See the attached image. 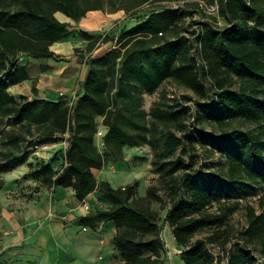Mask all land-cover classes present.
<instances>
[{
	"label": "trees",
	"instance_id": "1",
	"mask_svg": "<svg viewBox=\"0 0 264 264\" xmlns=\"http://www.w3.org/2000/svg\"><path fill=\"white\" fill-rule=\"evenodd\" d=\"M132 1L135 6L145 0ZM102 2L0 0V69L6 66V72L0 78V110L8 112L15 122L26 120L30 124L42 125L50 139L42 137L34 141L58 140L68 131V146L61 155L59 169L53 170L44 163L38 165L37 173L43 183L72 188L78 201L97 190L110 206L87 213L80 222L93 228L98 221H113L116 228L113 244L127 264H161L164 243L159 235L157 212L149 204H134L131 198L137 182L124 188L114 187L107 180L97 181L92 171L105 163L94 141L98 130L97 117L103 118L104 134L101 138L115 159L121 158L124 145L136 144L126 127L127 116L112 104L113 91L105 76L90 67L82 83L83 93L71 107L62 96L56 101L37 97L34 85L31 99L25 95L15 98L7 90L25 75V71L12 61L18 52L36 58L67 60L65 55L49 49L53 42L69 34L67 24L54 16L55 11L79 19L88 10L101 9ZM218 3L229 21V25L221 30L206 25L201 32L191 30L192 36L185 37L181 34L184 11L176 13L174 9L164 8L151 12L145 20L121 31L117 37L122 48L119 67L146 90L156 87L162 77L172 75L196 94L206 95L209 88L202 79L211 76L220 91L215 93L216 100L213 95L211 102L200 106L202 113L214 112L217 121L227 124L225 118L234 110L259 123L264 118V98L258 97L259 87L264 82V0H218ZM250 22L255 26L252 27ZM9 30L17 32L19 39H7L5 34ZM166 31H172L175 36L166 39ZM82 35L88 40L91 38L87 31ZM194 45L195 52L192 51ZM232 74L241 81L251 82L253 92L228 93L219 98L224 82ZM162 112L177 122L179 131L187 132L186 136L192 135L182 120L184 110L163 108ZM138 126L135 124L136 128ZM221 137L225 148L234 149L239 156V159L228 162L225 171H218L202 184L196 183L192 173L181 181L175 179L174 174L183 166L180 158L171 162L165 171L172 197L165 220L176 244L184 247L180 255L183 264H217L203 243L189 245L190 240L204 228L224 225L238 204H223L218 213H210L208 205L211 200H219L222 196H238L249 188V183L264 180V139L250 131L237 129L224 131ZM161 139L162 155L173 153L183 142L182 137L172 130L163 132ZM181 188L187 191L189 199L176 201ZM146 196L158 198L155 187L149 186ZM258 207L259 211L251 204L245 206L247 224L239 233L264 247V193L258 199ZM255 261L249 250L240 247L228 254L225 264H255Z\"/></svg>",
	"mask_w": 264,
	"mask_h": 264
},
{
	"label": "rangeland",
	"instance_id": "2",
	"mask_svg": "<svg viewBox=\"0 0 264 264\" xmlns=\"http://www.w3.org/2000/svg\"><path fill=\"white\" fill-rule=\"evenodd\" d=\"M164 8L174 9L176 13L184 11L181 34L185 37L192 36L191 30L201 32L206 25L214 30H221L229 25L228 18L222 13L218 0H145L135 6L132 0H103L101 10L104 13L115 11L122 13V16L108 26L88 32L91 35L89 40L82 35L86 30L73 27L70 30L73 40L83 39V45L76 47L78 49L68 51L70 53L67 55L81 64L84 68L83 74L90 67H94L105 76L108 86L113 91L112 104L127 116L126 127L136 143L124 145L121 158L115 159L104 146L103 139L95 136V144L105 158L102 170V167L93 169L96 180H107L114 187L120 188L137 182L135 194L131 198L134 204L141 206L149 204V207L157 212L159 235L164 243V250L160 255L163 260L161 264H183L180 255L184 247L176 244L171 228L165 220L166 211L172 202L169 178L165 175L166 169L176 158H180L183 166L174 174L175 179L181 181L187 174L192 173L195 175L196 183L202 184L204 180L212 178L218 171H225L230 160L239 159L237 151L225 148L222 133L237 129L250 131L264 139V118L259 123L253 122L232 110L225 118L227 124H223V121H217L214 112L202 113L200 106L211 102L213 95L220 91L214 86L215 80L211 76L202 79L209 88L208 94L202 95L196 94L172 75L162 77L156 87L146 90L138 80L130 79L126 72L121 71L118 63L122 48L117 41L120 32L145 20L151 12H158ZM250 25L255 26L252 22ZM164 34L168 40L175 36L172 31H166ZM5 36L7 39H19V34L14 30L6 31ZM27 56L30 55L18 52L12 61L17 68L21 69ZM5 72L6 66L0 69V78H3ZM76 81V83H81V88L70 95L64 92L63 96V100L68 105L71 103V106L83 93L81 79ZM221 90L222 94L219 98L228 93L253 92V85L251 82L241 81L232 74L224 82ZM258 91V97L264 98V82ZM216 98L217 95L213 97V100ZM163 108L184 110L182 120L187 123L189 133L192 135L186 136L187 132L179 131L177 122L168 118L162 112ZM102 120V117H97L98 129H103ZM135 124L139 126L136 128ZM166 130L176 132L182 137L183 142L173 153L162 155L161 137ZM46 133L42 125L30 124L26 120L15 122L8 112L0 110V209L2 199L17 198L24 201L23 198L27 196V192L12 191L5 186L4 176H15L27 169L28 172L24 179L33 182L29 186V189H32L45 184L37 173L40 163L49 164L53 170L59 169L62 158L60 147L45 160L32 154L31 149L28 148L34 140H41L42 137L50 139L46 137ZM241 157L244 160L242 155ZM249 185V188L238 196L229 198L222 196L219 200H211L207 207L210 213H218L223 204L237 203L238 208L227 216L224 225L204 228L190 240L189 245L203 243L217 264H225L228 254L240 247L251 252L256 259L255 264H264V247L258 241H249L239 233L247 224L245 206L251 204L259 211L258 199L264 193V180H258ZM149 186L155 187L158 198L146 196ZM188 199L189 194L181 188L176 201ZM10 204L11 202H8V205ZM4 225L5 229L0 228V234L2 231L10 230L7 224ZM2 235L8 234L4 232ZM33 254L9 252L8 260L3 264L48 263L42 260V255L34 256ZM110 257L108 264H127L117 250Z\"/></svg>",
	"mask_w": 264,
	"mask_h": 264
},
{
	"label": "crops",
	"instance_id": "3",
	"mask_svg": "<svg viewBox=\"0 0 264 264\" xmlns=\"http://www.w3.org/2000/svg\"><path fill=\"white\" fill-rule=\"evenodd\" d=\"M54 16L67 24L69 34L53 42L49 49L65 55L67 60L27 56L25 64L21 65L25 75L7 88L15 98L25 95L31 99L34 96L32 85L37 89V97L54 101L60 99L59 92L70 95L81 88V83H76V80L81 79L83 83L86 73L83 74L81 64L69 58L67 53L82 46L83 39L73 40L70 30L77 27L87 32L94 31L118 20L122 13H104L101 9H94L88 10L79 19H73L61 11H55ZM26 172L27 169L15 176L3 178L5 186L12 191L27 192V196L23 198L24 201L17 198L1 200L0 228L5 229L4 224H7L10 230L0 234V264L8 260L9 252L42 255V260H46L47 264H108L115 251L114 222L98 221L91 228L83 225L80 218L89 212L105 210L110 203L94 190L82 200L90 207L89 211H85L81 206L82 201L74 198L70 187L53 184L49 187L46 183L29 189L33 182L24 179ZM8 202L11 204L8 205ZM4 232L8 235H2Z\"/></svg>",
	"mask_w": 264,
	"mask_h": 264
},
{
	"label": "built area",
	"instance_id": "4",
	"mask_svg": "<svg viewBox=\"0 0 264 264\" xmlns=\"http://www.w3.org/2000/svg\"><path fill=\"white\" fill-rule=\"evenodd\" d=\"M159 34H161V32ZM192 51L194 52L196 51L195 45L192 47ZM64 94H65L64 92H59V96L63 97ZM69 104H70L69 106L71 107V103ZM103 134H104L103 129H98L96 132V136H99L100 138L103 136ZM68 137H69V132L66 131L61 139L54 141H33L30 143L28 148L31 149L32 154H36L41 159L45 160L46 158L51 157L53 152H56L57 148L59 147L61 148L63 154L68 146ZM82 208L85 211L90 210L89 205L85 201H82Z\"/></svg>",
	"mask_w": 264,
	"mask_h": 264
}]
</instances>
